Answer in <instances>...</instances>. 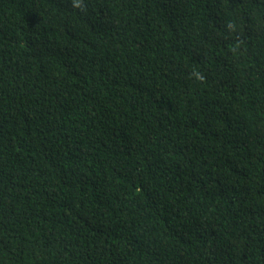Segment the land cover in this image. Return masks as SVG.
<instances>
[{"label":"trees","instance_id":"1","mask_svg":"<svg viewBox=\"0 0 264 264\" xmlns=\"http://www.w3.org/2000/svg\"><path fill=\"white\" fill-rule=\"evenodd\" d=\"M0 264H264V0H0Z\"/></svg>","mask_w":264,"mask_h":264},{"label":"clouds","instance_id":"2","mask_svg":"<svg viewBox=\"0 0 264 264\" xmlns=\"http://www.w3.org/2000/svg\"><path fill=\"white\" fill-rule=\"evenodd\" d=\"M78 6V5H77Z\"/></svg>","mask_w":264,"mask_h":264}]
</instances>
